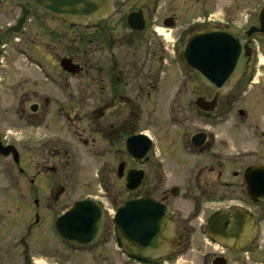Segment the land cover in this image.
<instances>
[{"label":"flooded vegetation","instance_id":"1","mask_svg":"<svg viewBox=\"0 0 264 264\" xmlns=\"http://www.w3.org/2000/svg\"><path fill=\"white\" fill-rule=\"evenodd\" d=\"M233 2L239 9V0ZM225 4V0H116L108 16L88 26H72L44 14L30 0H0V147L12 151L13 146L19 156L18 162L11 152L0 157L1 195L16 197L13 173L26 184L25 194L15 198L25 232L19 242L7 246L0 264H37L25 253L26 236L42 224L44 230L36 235L45 237L47 217L54 223L66 210L65 201L81 198L94 199L103 208L99 239L78 246L55 235L75 246L74 251L84 249L112 264L114 211L141 197L162 203L179 234L178 246L159 264L181 259L186 264H264L256 258L264 253L258 244L264 207L253 213L237 203L264 206L250 201L244 183L247 168H264V114H259L264 100L256 104L246 98L259 83L255 43L264 39V34L247 32L258 25L264 0L249 11L243 24L236 20L239 17H229ZM21 17V29L13 33L9 27ZM232 29L243 41V73L224 91L219 89L224 82L216 88L201 81L192 64L182 63L181 54L191 38ZM16 55L22 65L17 66ZM163 109L169 113L161 115ZM18 121L26 136L24 147L16 143V134L21 133L16 132ZM166 122L174 129L166 137L170 145L161 151L165 154L170 146L179 160V149L190 154L187 172L194 187L187 214L176 205L170 207L180 187L175 185L179 189L173 197L174 186L162 189L156 174L151 175L162 162L155 135ZM133 137L143 162L130 154L128 140ZM144 137L152 141L149 149H144L149 144ZM137 171L142 172L140 184L129 189V172ZM201 201L232 205L236 201L235 207L224 208L230 216L238 205L249 210L257 227L254 238L245 246L234 244L235 248L213 240L218 234L207 222L220 208L206 212L196 206ZM6 213L14 218L10 210ZM198 237L202 242L195 241ZM17 247L25 251L15 257Z\"/></svg>","mask_w":264,"mask_h":264},{"label":"water","instance_id":"2","mask_svg":"<svg viewBox=\"0 0 264 264\" xmlns=\"http://www.w3.org/2000/svg\"><path fill=\"white\" fill-rule=\"evenodd\" d=\"M114 1L116 0H32L41 11L54 18L69 25L87 26L96 18L107 16ZM258 23L259 26L250 28L247 34L253 31L264 33V8L259 13ZM18 28L19 24L13 30L17 32ZM208 33L204 37L191 38L185 43L181 60L185 65L192 64L204 83L218 88L224 82V87L219 89L225 91L243 73V41L235 35L233 29ZM64 67L70 71L67 60ZM136 141L137 137L129 138L128 148L130 154L142 162L144 159L137 157L135 152ZM148 148L149 146L144 147ZM144 152H141V155ZM141 178V171L129 172V189L138 187ZM244 181L249 198L254 202L264 201V168H247ZM113 224L117 245L122 247L130 258L145 264L157 263L158 259L172 251L179 241L170 214L162 204L151 197L125 202L117 209ZM208 226L216 228L218 241L232 248H235L234 244H248L255 233L254 220L243 210H237L233 216H228L226 211H216L210 217ZM55 227L59 235L67 241L79 245L91 244L101 233L103 212L96 202L80 199L56 219Z\"/></svg>","mask_w":264,"mask_h":264},{"label":"rangeland","instance_id":"3","mask_svg":"<svg viewBox=\"0 0 264 264\" xmlns=\"http://www.w3.org/2000/svg\"><path fill=\"white\" fill-rule=\"evenodd\" d=\"M230 1L232 2L225 0L226 10L229 11V17H239L236 20H239L242 24L244 23V17H246L249 11L254 6L258 8L261 5V2H263V0H255V3L253 5V0H239V9H236V4L233 2V0ZM258 40L255 43L257 48L256 53L258 54L255 60V68L258 67V74L256 73L255 80H257L259 83L256 84L253 89L249 90L246 95V98L248 97L249 99H252L256 104L258 103V101L264 100V39H261L259 41ZM16 56L17 66L22 65L24 62L20 61L21 56ZM167 113H169V110L163 109L161 115H166ZM259 114L263 115L264 109L260 110ZM161 125L162 126L159 128V131H157L155 137L157 140L156 152H158L159 154L158 159H161L162 162L160 164V167H155V169H151V175L153 173L156 174V182H158L160 188L162 189L175 185H178L180 187V193L176 199H171L170 207L173 209L172 206L176 205L178 210L182 214H187L191 209L192 205V202L187 201L189 200V192H191L194 187V182H190L188 180L187 172V162L190 161V154H187V152H185L183 149H179L178 151L180 152L182 157V159L179 160L173 155V151L170 146L168 152L165 151L164 154V150L161 151V148L164 147V149L166 150L167 146L170 145L169 139L166 137L170 136V130H173L174 128L171 127V124L168 122L163 124L161 123ZM22 126V123L18 121L16 132L21 131V133L16 134V143L20 147H24L26 144V136L24 134V128H22ZM10 130H12V133L14 134L13 129ZM1 160L3 162V159ZM13 174H11L13 176L12 184L14 188H16L15 191H12L13 194H16V197H13V200L10 198L5 199L4 196L1 195V189H3L4 186H1L3 182L2 180H0V214L2 215L0 216V257H5L3 253L8 252V250L6 249L7 246L9 247L11 243L19 242V237L22 236V234L25 232H23V224L20 222L21 219L18 217L19 211L16 210L15 207L17 206L15 198L21 199V193H23V195L25 194L26 184L24 181L19 180V175L17 173ZM80 192L81 189L76 190L74 196ZM194 192L195 190L193 191V193ZM240 199L243 198L241 197ZM70 203L71 201H65L66 206H69ZM237 203L240 206L246 205L250 211H253V213H258L259 211H262L264 207L263 205L260 207L253 206L251 203H244L241 200ZM29 204L31 206L30 208L33 209L34 206L32 202H29ZM228 205L233 208L235 207L234 205H236V201L234 202V205L226 201H201L197 203L196 206L208 212L217 208L224 209ZM239 205L237 208H239ZM7 210H10V213L14 215L13 219L11 215H8L6 213ZM46 220L49 221V223L45 225V228L47 227L48 229V234L45 237L39 238V236L36 235V231L44 230V225L38 224L36 226L37 230L33 229L30 235L26 236V239L23 242V247L26 246L25 248L28 249L25 253L29 256H33L34 260L38 264H104L100 260L95 259L94 256L91 257V255L87 253L88 251H85L84 249L81 252H77L78 250L74 251L73 249L75 246L67 245L62 241H59L58 238L55 237L53 221L50 219V217H47ZM7 227H11V230L8 231ZM258 232V238L260 240L258 241V244L264 247V223H261V227L259 228ZM195 239V241L197 242H202L199 237ZM206 240L208 241V239ZM110 245L111 247H109V249L111 248L112 264H126L127 261L125 262V257L120 253L119 250H116V248H114L113 235ZM19 248L20 247H17L13 251V253L16 254L15 257H17V252L25 251ZM256 258L259 261L264 262V253L258 254ZM128 264L135 263L129 261ZM167 264H186V262L181 259L176 263Z\"/></svg>","mask_w":264,"mask_h":264}]
</instances>
